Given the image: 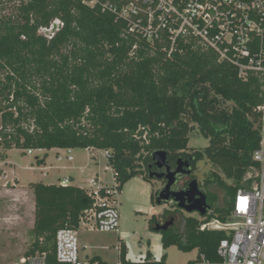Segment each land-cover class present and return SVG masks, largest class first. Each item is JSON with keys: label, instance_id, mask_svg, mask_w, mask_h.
Wrapping results in <instances>:
<instances>
[{"label": "trees", "instance_id": "1", "mask_svg": "<svg viewBox=\"0 0 264 264\" xmlns=\"http://www.w3.org/2000/svg\"><path fill=\"white\" fill-rule=\"evenodd\" d=\"M83 1H20L14 14L0 17V148L107 151L106 163L120 190L134 177L149 181L154 151H165L172 167L177 157L186 158L193 179L196 164L208 161L220 175L213 172L205 182L223 191V203L206 192L205 217L184 218L181 231L159 232L160 245L197 250L189 264L220 262L216 250L230 231L200 228L212 221L226 223L237 190L256 167L252 154L260 142L263 113L257 108L264 103L263 78L240 79L234 66L194 40L177 41L168 54L169 43L137 39L114 15ZM54 20L62 25L51 38L39 33ZM193 125L208 144L188 152ZM5 158L0 155V161ZM42 161L36 158L37 164ZM188 182L182 179L177 190ZM29 187L35 213L26 257L52 252L56 232L77 229L82 212L92 206L84 189L73 185L38 182ZM157 192L150 194L152 204ZM169 213L152 215L149 230ZM118 254L122 264L165 260H151L147 252L142 262L126 261L123 244Z\"/></svg>", "mask_w": 264, "mask_h": 264}, {"label": "built area", "instance_id": "2", "mask_svg": "<svg viewBox=\"0 0 264 264\" xmlns=\"http://www.w3.org/2000/svg\"><path fill=\"white\" fill-rule=\"evenodd\" d=\"M83 3L114 15L116 21L125 25L126 32L137 39L149 44L169 43L168 54L177 41L194 40L212 50L219 61L234 66L240 79L256 75L264 80V0H84ZM55 25L58 28L62 23L54 20L39 31L50 32L44 36L51 38L57 29L54 31ZM257 110L263 113V118L259 146L252 154L256 167L247 173L246 185L233 198L232 223L212 221L200 228L229 230L230 235L218 244L216 254L220 262L199 264H264V103ZM63 150L65 154L63 157L57 154V160L72 162L71 149ZM24 153L44 155L46 150L28 149ZM104 155L107 160L108 152L104 151ZM108 169L112 173L110 184L97 176L87 180L84 191L92 206L82 212L78 228L59 229L52 252L37 251L22 257L20 264H106L82 253L86 247H80L78 234L80 230L117 232L121 190L117 175ZM67 183L63 180L59 185Z\"/></svg>", "mask_w": 264, "mask_h": 264}, {"label": "rangeland", "instance_id": "3", "mask_svg": "<svg viewBox=\"0 0 264 264\" xmlns=\"http://www.w3.org/2000/svg\"><path fill=\"white\" fill-rule=\"evenodd\" d=\"M20 1L27 0H4L0 5V17L14 14L16 7ZM58 25H55L54 31ZM43 35L49 36L50 32L41 31ZM39 31V33H41ZM4 75V74H2ZM208 140L200 135L197 126L193 125V129L189 133V142L187 144V151L202 149L206 147ZM7 151H1L0 155ZM73 161L67 162L63 160L60 164L66 165L69 163L74 167H82L74 172L75 176L83 182L94 176L96 172L103 174L106 181H112V173L106 165V158L103 150L90 149H71ZM52 152H50V155ZM59 156L63 157L64 150L58 152ZM40 154L34 156H26L24 151L12 149L9 152L7 164H2V168L8 171V178L12 177V173H16L22 181H28L33 177V172L29 170L30 163L34 162L35 157H40ZM104 168L107 170L104 171ZM218 173L219 170L211 165L208 161L203 160L196 164L194 177L199 185V190L204 194L206 192L212 193L217 197L218 204L223 203V191L213 182L206 184V179H211V173ZM222 177V176H221ZM224 179V178H223ZM225 180V179H224ZM12 181V180H11ZM226 183L231 184L230 181L225 180ZM85 184V183H84ZM162 188L161 182L156 180L144 181L141 177H134L123 184L119 194V227L117 232H90L87 230H80L78 234L80 247H86L82 253L89 257L98 256L103 263L117 264L118 251L117 248L123 244L126 248V261L137 263L146 257V253L151 254V260L159 261L162 256H165L164 264H189L195 262L198 257L197 250L191 252H183L176 246H171L168 249H162L160 245V234L149 230L147 220L155 214L160 215L167 211L173 214L176 222L179 224V230L182 228L184 218H192L197 221L203 219L198 213H186L177 208L173 203L163 205L152 204L150 200L151 192H156ZM159 217V216H158ZM230 217L226 223H232ZM215 225V223H213ZM225 228L227 226H220ZM28 249V248H27ZM27 251V250H26ZM5 256L13 254L5 251L2 253ZM0 264H6L5 261L0 260Z\"/></svg>", "mask_w": 264, "mask_h": 264}, {"label": "crops", "instance_id": "4", "mask_svg": "<svg viewBox=\"0 0 264 264\" xmlns=\"http://www.w3.org/2000/svg\"><path fill=\"white\" fill-rule=\"evenodd\" d=\"M60 150L63 149L46 150V153L39 157V159H43L40 164L36 163L38 157H35L34 162H31L29 167V170L33 172V177L28 181H22L16 173H12V177L8 178V171L1 167L2 164H7L6 161L11 150L7 151L5 160L0 161V260L5 261L6 264H20V259L25 256L31 241L35 200L29 187L30 183L40 182L45 185H59L61 181L67 180V185L81 189L86 187L87 180L82 183L74 174L77 169L83 168L74 167L69 164L70 162L61 165L63 160H57V154ZM50 152H52L51 155ZM104 171L106 172L105 168ZM96 176L107 184L111 183L103 178L102 173L96 172ZM5 251L13 254L5 256L2 254ZM93 258L102 262L98 256H93Z\"/></svg>", "mask_w": 264, "mask_h": 264}, {"label": "water", "instance_id": "5", "mask_svg": "<svg viewBox=\"0 0 264 264\" xmlns=\"http://www.w3.org/2000/svg\"><path fill=\"white\" fill-rule=\"evenodd\" d=\"M152 162L157 171L149 168L148 178L150 180H165L164 187L159 190L156 197V204L163 205L173 203L177 208L186 212H196L200 216L205 217L208 213L209 206L207 204L206 195L199 190L196 179H192L187 183L184 189L175 190L173 185L178 179L187 177L191 174L192 168L188 161L178 159L174 170L167 163V153L165 151H154L151 154ZM160 170H163L159 172ZM172 222H165L163 225L153 226L154 232H163L171 226Z\"/></svg>", "mask_w": 264, "mask_h": 264}, {"label": "flooded vegetation", "instance_id": "6", "mask_svg": "<svg viewBox=\"0 0 264 264\" xmlns=\"http://www.w3.org/2000/svg\"><path fill=\"white\" fill-rule=\"evenodd\" d=\"M178 159H181L182 161H188V160H186V158H183L182 156H179V157H177V159L175 160V162H177V160ZM189 163V162H188ZM190 164V163H189ZM171 167V169L172 170H174L175 168H176V163L174 164V166L172 167V166H170ZM150 169L152 170V171H157V169L154 167V165L152 164V167H150ZM161 171H163V170H160L159 172H161ZM192 171H193V169H192ZM192 175V172H191V174L189 175V176H187V177H183V178H181V179H178L177 181H176V183L173 185V189H175V190H177V188L179 187V183H180V181L182 180V179H184V178H187V179H189V181H191L192 179H193V177H190ZM161 185H162V188L164 187V185H165V183H166V181L165 180H161ZM181 187V186H180ZM162 188H160L159 190H161ZM159 190H158V192H159ZM158 192H157V195H158ZM172 222V224H171V226L167 229V230H169V229H171V230H173V231H177V230H179V224L176 222V219H175V217L173 216V214H171V213H169V214H167V215H165L163 218H161L160 220H157L155 223H154V226L157 224V225H163L165 222ZM167 230H165V231H167Z\"/></svg>", "mask_w": 264, "mask_h": 264}]
</instances>
